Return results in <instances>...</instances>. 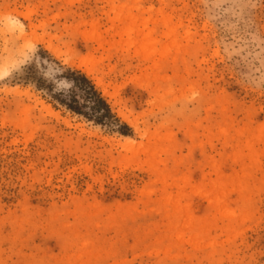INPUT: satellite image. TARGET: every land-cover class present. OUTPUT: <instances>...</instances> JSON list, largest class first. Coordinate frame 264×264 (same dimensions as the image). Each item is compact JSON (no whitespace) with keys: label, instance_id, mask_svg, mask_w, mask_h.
<instances>
[{"label":"rangeland","instance_id":"374dc122","mask_svg":"<svg viewBox=\"0 0 264 264\" xmlns=\"http://www.w3.org/2000/svg\"><path fill=\"white\" fill-rule=\"evenodd\" d=\"M0 264H264V0H0Z\"/></svg>","mask_w":264,"mask_h":264},{"label":"trees","instance_id":"16d2710c","mask_svg":"<svg viewBox=\"0 0 264 264\" xmlns=\"http://www.w3.org/2000/svg\"><path fill=\"white\" fill-rule=\"evenodd\" d=\"M77 82L74 80V84L78 90H80L84 97L92 102L93 111L95 113H99V119L102 120L104 118H113L110 114L109 108L106 105L105 101L99 96V94L94 90V88L90 85L89 81L80 74L75 75ZM72 102H76L73 97H71ZM62 102V101H61ZM68 110L80 114V110L77 107H73V105H64Z\"/></svg>","mask_w":264,"mask_h":264},{"label":"bare ground","instance_id":"6f19581e","mask_svg":"<svg viewBox=\"0 0 264 264\" xmlns=\"http://www.w3.org/2000/svg\"><path fill=\"white\" fill-rule=\"evenodd\" d=\"M3 25H4L6 30L15 29L17 31L18 35L20 36V38L25 37V31H24L23 27L19 23H17L16 21H14L10 18H6ZM99 84L100 83L97 82V85H99Z\"/></svg>","mask_w":264,"mask_h":264}]
</instances>
